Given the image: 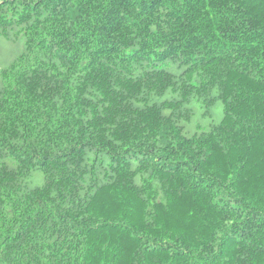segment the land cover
I'll return each instance as SVG.
<instances>
[{
  "label": "trees",
  "instance_id": "trees-1",
  "mask_svg": "<svg viewBox=\"0 0 264 264\" xmlns=\"http://www.w3.org/2000/svg\"><path fill=\"white\" fill-rule=\"evenodd\" d=\"M0 38V264H264V0H0Z\"/></svg>",
  "mask_w": 264,
  "mask_h": 264
},
{
  "label": "rangeland",
  "instance_id": "rangeland-1",
  "mask_svg": "<svg viewBox=\"0 0 264 264\" xmlns=\"http://www.w3.org/2000/svg\"><path fill=\"white\" fill-rule=\"evenodd\" d=\"M15 49L16 47L13 46V42L11 43L10 41L7 40L6 43L4 44V42L0 38V68L1 69L7 67L13 61L14 57L16 56ZM215 108H216L215 118L217 121H219L223 115V105L218 102ZM201 112H202V108H200L198 105L196 108L197 117L201 116ZM194 128H195L194 123L189 126L190 130H194ZM35 179L36 180L34 179L31 180L30 182L31 185H37L39 183L41 184L40 178L37 177L36 175H35Z\"/></svg>",
  "mask_w": 264,
  "mask_h": 264
}]
</instances>
